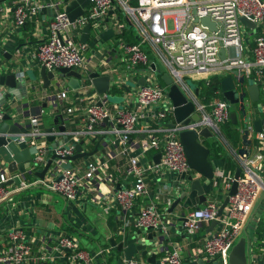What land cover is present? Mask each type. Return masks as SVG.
Listing matches in <instances>:
<instances>
[{
    "label": "built area",
    "instance_id": "1",
    "mask_svg": "<svg viewBox=\"0 0 264 264\" xmlns=\"http://www.w3.org/2000/svg\"><path fill=\"white\" fill-rule=\"evenodd\" d=\"M134 1L91 0L87 12L71 22L64 8V0H12L14 23L17 27L25 26L44 8L54 11L48 23L46 37L34 56L52 71L62 67L83 71L87 66L85 55L89 51V45L79 40L82 29L88 23H92L95 28L103 27L110 11L115 8L126 16L140 34L137 43H127L118 38L123 25L119 26L120 22L116 21V43L123 58L119 66L109 71L95 70L101 75L111 76L109 93L115 94L113 90L119 89L123 105H111L109 93L99 94L91 83L83 79L81 88L78 89L82 91L81 95L72 98L69 90L60 91L57 96L67 105L65 112L68 119L71 123H77L75 121L78 120L77 126L64 132L69 140L58 143L53 149L58 158L54 160L45 178L31 181L23 179L19 190L37 185L61 195L68 202L78 201L94 184L111 178L109 162L112 156L110 150L102 147L105 142L118 149L115 154L117 158H128L126 173L133 180L132 186L117 189L114 193L116 202L125 214L131 212L139 201L145 202L150 197V183L153 181L159 185L158 196L166 197V206L171 207L175 195L169 184L163 185L159 182L161 177H175L185 173L186 178L181 180L182 185L187 183L188 176L203 179L188 163L180 141L181 131H199L209 127L214 135H221V125L230 120L231 114V104L220 96L221 92L209 103H202L189 81H209L213 76L224 77L229 71L237 69L247 80H256L264 95V32H256L254 46L251 47L246 39L247 27L241 21L242 18H247L256 24V29L264 31V0H211L205 3L192 0H137L138 4L133 6ZM194 5L197 7L198 17L209 16L218 23L217 31H209L201 23L195 22L192 11ZM0 11H4V8L1 7ZM170 19L174 20L173 29L169 26ZM147 44L156 48L174 82L195 102L196 112L200 115L199 121H192L187 125L182 121L174 127L171 125L175 123V107L168 95L169 88L156 81L157 74H153L152 70L149 71L147 83L144 86L138 84V80L146 75L143 73L145 68L151 69L150 54L145 47ZM222 47L227 52L225 60L221 58ZM129 82L135 85L129 86L130 90L127 91L125 85ZM105 119L108 120L106 127L97 129L96 126L102 125ZM40 122L38 118H31L28 131L17 136L18 142H27L32 154V163L28 168L32 176L44 168L48 160L47 154L52 151L42 139L54 133L43 131ZM135 136L138 139L134 141ZM27 138L30 140L27 141ZM255 138L256 152L241 158V175L238 179L231 171L217 169L214 179L211 180L226 195L233 183H238L237 193L230 197L225 214L218 218L220 204L213 197L204 206L188 212L182 223L189 235L196 236L202 227L219 219L220 227L204 238L205 261L219 260L229 264L230 253L237 239L243 234L255 203L264 193V127L256 132ZM81 141H84V152L93 151L97 141L101 143L97 152L86 163L66 168L69 162L65 158L75 155V144ZM133 145L139 147L138 155L132 154ZM158 153H161V159L156 163L154 156ZM16 176L0 167V203L10 197L11 190L6 183ZM106 198L108 204L104 211L108 213L111 208L110 196ZM164 217L165 214L157 203L149 199L139 210L136 226L140 230H156L163 223ZM9 239L11 245L0 250V264H52L53 254H36L23 230L12 231ZM77 246L75 239L61 236L53 246V252L64 255L66 250H72L73 254L69 258L71 261L79 264H100L94 255L88 251L77 250ZM101 253L103 251L97 255ZM182 254L183 248L176 245L160 264H182ZM249 256L251 264H264V238L258 246L251 240ZM125 264L143 263L134 258L125 261Z\"/></svg>",
    "mask_w": 264,
    "mask_h": 264
},
{
    "label": "crops",
    "instance_id": "2",
    "mask_svg": "<svg viewBox=\"0 0 264 264\" xmlns=\"http://www.w3.org/2000/svg\"><path fill=\"white\" fill-rule=\"evenodd\" d=\"M195 1L198 3H205L211 0ZM1 7L4 8V11H0V76L4 74V69L17 59L20 61L18 71H21L22 74L27 73L31 68L34 71H39L42 64L34 56L39 45L46 37L48 23L51 21L54 11H50L49 8H47L46 11H41L35 15L25 26L17 27L14 23V5L12 0H6L2 3ZM66 7L67 4L65 3L64 8L66 9ZM113 11L116 13L111 18L113 23L121 20L119 26L123 25V29L125 26L130 25L126 20V16H119L120 11H118V9L115 8ZM131 27L134 28L133 26ZM246 27V39L251 47H253L254 35L256 32L264 31L252 29L247 25ZM137 33V37L140 40V34L138 31ZM81 35L79 36V40ZM117 39L118 38L115 37L108 43V47L106 45L104 48H101L103 50L109 49V53L105 58H99L93 51H88L85 55L87 66L83 69V72L87 70L95 71L97 69L99 71H109L119 66L121 58H123V53L117 46ZM145 47L149 51L151 60V69L145 68L143 71V73L146 74L145 78L148 80L149 71L152 70L153 72H151L153 74H157L156 81L166 86L162 84L163 81L159 78V74L168 72L164 60L157 53L155 47L149 44ZM152 63L155 64L156 71L153 69ZM22 79H27V76ZM59 82L53 80V86L49 89H44L42 87L43 80L38 79L36 82L38 90L34 91V96L32 95L33 90H26L25 88L18 89L19 97L10 98L5 108L12 116L11 123L20 126L24 133L29 129L30 119L38 118L41 121L42 130L46 132L48 128H52V133L56 136L55 141L57 143H63L65 134L59 130V126H65V132H69L75 128L72 127L73 123L69 121L68 115L65 112V107L67 105L63 104L57 95L62 90H69V96L73 98L77 95H81L82 91L72 90L65 84H62L58 88L57 84ZM31 85H33V83ZM195 86L198 88L199 92L197 97L202 103H205L203 101L204 97L200 95L201 87L198 85ZM6 89V87L0 88L1 91ZM193 90L195 93L196 90ZM262 105L264 110V95ZM237 107L236 105H231V112L238 110ZM257 118L264 119V112L260 113L259 116H256L254 119ZM239 120H242L240 114ZM101 127H106V124L103 123L102 125L96 126L97 129ZM238 127L241 130V142L237 146L232 145L223 134H215L214 137L210 139L202 138L204 144L207 142H218L221 146V151L212 149L210 159L215 170L225 169L227 160L229 159L234 161L237 165L233 170L234 174H236L237 169L241 167L242 157L239 155L238 151L244 147L242 122ZM255 135L256 132L251 129L248 137L251 141V145L248 148L251 155L256 152L257 142ZM137 139V136L133 138L134 141ZM42 142L49 148L52 146V142L48 139V136L42 139ZM102 147L111 152L110 156H112V159L109 162L111 178L103 179L97 184H94L87 189L76 202H68L61 195L46 191L41 186L37 185L24 190H19L20 186L17 184H12L8 187L11 190L10 196L13 197L0 205V250L6 249L11 245L9 239L10 234L12 231L20 229L25 232L27 241L32 245L33 251L36 254H53L54 259L52 264H79L69 259L73 254L72 250H66V254L64 255L53 252V246L61 236L75 239L78 243L77 250L88 251L96 257V260L100 264H116L117 259L122 257V254L117 252L114 244L118 246L125 234H129L133 240L141 238L142 243L146 244L147 248L150 250L149 255L154 253L157 256L156 264H160L161 260L167 257L168 254L174 250L176 245L183 248L182 264L207 260L206 255L203 253L204 238L208 233L216 231L220 227L219 224L212 230L210 228L211 225H205L199 230L196 236L189 235L184 230L180 220L182 217L181 206H178L173 211L170 210L172 206H166V197L158 196L159 185L154 181L150 183V197L146 198L145 202L141 203V201H139L131 212L125 214L116 202L114 193L117 189L132 186L133 180L126 173L128 158L124 156L117 158L115 154L118 149H115L112 145L108 146L105 142H103ZM139 153V147L133 145L132 154L138 155ZM148 158H150V156ZM88 160H90V158H83L70 163L72 167H77L83 165ZM0 167H3V165H0ZM18 174L19 173H15L13 175ZM37 178V176H32L28 173L27 178L24 180L31 181ZM22 181L23 179H21V182ZM174 181V175L163 176L159 180L163 185L169 184L170 187L173 186ZM204 183L208 199L205 203L199 205V207L204 206L208 201H211L213 197L217 198L221 206L227 196L224 190L221 187H215L212 181L206 180ZM106 196H110L109 205L111 208L108 213L104 211V208L108 204ZM149 199L157 203L159 209L164 212L165 217L158 229L140 230L136 226V218L141 207L146 204ZM175 199H177V196ZM258 206H260L258 214L249 228L252 234L251 239L254 242H256L257 239V235H255L256 229L264 222V195L255 203L250 217ZM188 212H186V214ZM224 212L223 215L225 214ZM138 232H141V234H138ZM255 246L258 245L255 244ZM100 251H103V253L97 255ZM135 259L142 261L143 264H152L148 262L146 257L141 255H137Z\"/></svg>",
    "mask_w": 264,
    "mask_h": 264
},
{
    "label": "water",
    "instance_id": "3",
    "mask_svg": "<svg viewBox=\"0 0 264 264\" xmlns=\"http://www.w3.org/2000/svg\"><path fill=\"white\" fill-rule=\"evenodd\" d=\"M6 0H0V9L2 3ZM195 1V0H192ZM67 4L66 12L68 13L69 19L71 22H74L77 18L83 16L89 6L91 5V0H65ZM51 11L52 9L49 8ZM46 11V9H42ZM193 15L195 16V22L201 23V25L207 27L209 31H217L218 23L214 22L211 17H198L197 7L193 6ZM115 11H110L108 17L106 18L103 27L95 28L92 23H88L82 29V35L80 37V42L88 43L89 51L99 58H105L109 53V49H101L108 43L117 37V31L114 23L111 21ZM125 17L124 14H121ZM125 19V18H124ZM123 20V19H122ZM128 21V19L126 18ZM242 23L249 26L252 29H256V24L247 18L241 19ZM121 22V20L119 21ZM129 23V22H128ZM130 24V23H129ZM132 25L130 24L129 27ZM134 33L137 36V30L134 28ZM220 35L222 32L219 33ZM102 50V51H101ZM115 51V49H114ZM221 58L225 60L227 58L226 49L222 47L221 49ZM20 67V61L14 60L10 66L4 69V74L0 76V88L6 87L4 91L0 90V165H3L7 171L11 174L19 173L15 178L11 179L6 183V186H11L12 184L20 185L21 179H26L27 174L31 173L28 171L32 163V154L27 145V142H18L17 136L23 133V130L17 124L11 123L12 116L9 112L5 110L8 101L12 97L18 96V89L25 88L26 90H33L32 95L34 96V91L38 90L37 81L38 79L43 80V88L49 89L52 85L53 80L60 82L57 84V87L65 84L72 90H78L81 88V80L91 83L96 91L99 94H106L110 92L111 89V76L108 74L101 75L97 71L83 72L82 70H75L70 67H62L55 71L49 70L45 65H42L39 68V71H34L32 68L27 73L22 74L21 71H18ZM152 67L155 70L156 66L152 63ZM156 71V70H155ZM27 79H22L26 77ZM29 77V79H28ZM159 78L164 82V84L169 88V97L173 102L175 107L174 117L175 123L171 124L173 127L176 124L183 123L185 125L189 124L192 121H199L200 115L196 112V104L189 96L182 90V88L174 82L173 78L168 72L159 74ZM33 83V85L30 84ZM190 82V81H189ZM147 83L145 77H141L138 80V84L144 86ZM135 84L129 82L125 85L126 90L129 91V86H134ZM221 89L223 92L224 98L231 104L238 106V110L231 112L230 120L234 124H240L242 122L243 127V144L244 147L239 149V155L241 157H247L250 155L249 146L251 141L249 140V134L251 129L254 132H260L264 127V119L257 118L260 113H263V92L260 85L254 79H246L242 72L237 69L229 71V73L224 76L221 80ZM195 95L198 96V88L195 86ZM110 93L108 94L109 97ZM28 96V92H27ZM239 114L242 117V120H239ZM104 123L107 124L108 120L105 119ZM59 130L62 132L66 131L65 126H59ZM47 133H52L53 129L48 128ZM180 141L186 153L188 163L190 167L199 173L203 179H193L192 176L187 177V183L182 185L181 180L186 178L185 173L174 177V184L172 186L173 194L175 198L173 205L170 210H174L178 206L182 208V217L181 222L185 220L186 212L198 208L199 205L207 201V192L205 190L206 180H213L215 177V167L211 161L212 149L205 145L202 141L204 139H210L214 137V133L209 127H204L201 130L197 131L196 129H187L183 130L180 133ZM48 139L52 142L51 154H47V163L41 171L34 173V176H37L39 179L43 180L48 170L52 167L53 162L57 155H55L53 149L57 146L55 141L56 136L49 134ZM30 139L27 138V141ZM69 140L68 136L64 137V142ZM101 141H97L93 151L84 152L82 145L84 141L76 143V153L75 155L68 156L65 158L69 163L66 168L71 167L70 162H75L79 159L92 157L97 150L99 149ZM161 159V153H158L154 156L156 163H159ZM241 175V168H238L235 174V178L238 179ZM20 176V177H19ZM238 190V183L235 181L232 185L231 190L225 198L224 203L220 206L218 211V218L223 216L224 210L229 204L231 196H234ZM10 196L1 204L7 202L11 199ZM263 203V202H262ZM261 203V204H262ZM260 204V205H261ZM260 206L256 207L251 217L249 218L248 223L245 226L244 233L233 247L230 256L229 264H251L250 263V244H251V233L249 228L254 221L256 215L258 214ZM219 219H216L211 222V230L214 229L219 224ZM141 234V232H138ZM113 242V241H112ZM116 250L119 254H122V257L118 258L116 264H125V261H130L134 259L137 255L146 257L148 262L152 264L157 263V256L153 253L150 254V250L147 248L146 244L142 243L141 238L133 240L129 234H125L123 240L117 245L114 244ZM189 264H225L219 260H200L198 262H192Z\"/></svg>",
    "mask_w": 264,
    "mask_h": 264
},
{
    "label": "trees",
    "instance_id": "4",
    "mask_svg": "<svg viewBox=\"0 0 264 264\" xmlns=\"http://www.w3.org/2000/svg\"><path fill=\"white\" fill-rule=\"evenodd\" d=\"M137 0H135L132 5L136 6ZM123 14L120 11V15L122 17ZM34 17V16H33ZM32 17V18H33ZM31 18V19H32ZM118 38H121L123 40H125L127 43H137L139 41L138 37L135 35L134 33V28L129 27V26H125L124 29L122 30L121 34L118 36ZM222 76H213L210 78L209 81H199V82H195V85H198L199 87H201V96L204 97V102L205 103H209L210 100L217 96L218 92H221L220 96L222 98L223 94H222V90H221V80H222ZM116 88V90H113V92L115 94H119L120 90ZM78 123V120L76 121ZM77 123H73L72 127L76 128ZM222 134L225 136V138L234 146H237L240 142H241V130L238 127V124H234L231 120H229L227 123H225L223 125V130H222ZM205 145H207L209 148L215 150V151H221L220 149V145L217 142L214 143H209L207 142ZM237 167L236 163L234 161H232L231 159L227 160V164H226V171H231L233 172V170ZM250 230V229H249ZM256 236V242L255 244L259 245V243L262 241V239L264 238V222H262L259 227L256 229L255 232ZM252 237V234H251Z\"/></svg>",
    "mask_w": 264,
    "mask_h": 264
},
{
    "label": "rangeland",
    "instance_id": "5",
    "mask_svg": "<svg viewBox=\"0 0 264 264\" xmlns=\"http://www.w3.org/2000/svg\"><path fill=\"white\" fill-rule=\"evenodd\" d=\"M169 26H170V28L171 29H173L174 28V20L173 19H170L169 20ZM243 36L245 37V35L243 34ZM162 84H164V82H162ZM189 84H190V86H191V88L192 89H195V84L194 83H192V82H189ZM122 95V93L120 94H110L109 95V103L111 104V105H113V104H119L120 106H122L123 105V97L121 96ZM47 120V119H46ZM46 120H45V122H46ZM221 129L223 130V125H221ZM72 166V165H71ZM263 195H264V193H262L261 195H260V199L263 197ZM56 197V196H55ZM249 232L251 233V231L249 230ZM244 233V232H243ZM243 235V234H242ZM241 235V236H242ZM241 236L237 239V242L239 241V239L241 238Z\"/></svg>",
    "mask_w": 264,
    "mask_h": 264
}]
</instances>
